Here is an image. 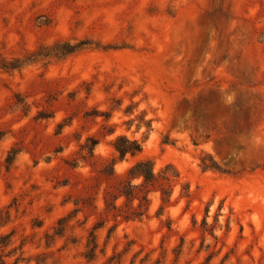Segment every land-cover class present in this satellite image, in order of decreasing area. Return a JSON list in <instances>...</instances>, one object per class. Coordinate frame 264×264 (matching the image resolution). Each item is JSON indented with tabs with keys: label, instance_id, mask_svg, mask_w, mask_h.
Listing matches in <instances>:
<instances>
[{
	"label": "rangeland",
	"instance_id": "1",
	"mask_svg": "<svg viewBox=\"0 0 264 264\" xmlns=\"http://www.w3.org/2000/svg\"><path fill=\"white\" fill-rule=\"evenodd\" d=\"M85 38L121 48L0 69V209L11 215L0 235L13 233L0 254L9 264H264V0H0V59ZM121 134L143 152L108 178L99 171ZM90 136L96 157L71 167ZM204 151L227 172L205 170ZM148 158L157 173L179 172L171 203L158 215L154 192L149 217L115 220L106 192Z\"/></svg>",
	"mask_w": 264,
	"mask_h": 264
},
{
	"label": "trees",
	"instance_id": "2",
	"mask_svg": "<svg viewBox=\"0 0 264 264\" xmlns=\"http://www.w3.org/2000/svg\"><path fill=\"white\" fill-rule=\"evenodd\" d=\"M116 44L106 45L100 40L95 39H76L72 40H58L52 44H41L37 49L28 51L24 56L13 57L12 59L1 58L0 69L6 71L21 70L36 63H43L48 65L53 60H64L86 49H119ZM126 112H129V107ZM97 116H104L106 120H109L110 114L105 112L98 113ZM40 118H47L50 116L41 113ZM133 120L129 121L131 125ZM60 125V127H63ZM108 133L113 134L115 130L112 128ZM5 136V133L0 130V140ZM100 144V140L94 136L87 138V142L82 146L84 152L79 158L72 160L69 165L73 168L81 167L82 163L90 162L96 157V149ZM115 151L118 153V157L111 160H106L105 166L99 171V173L106 175L108 178L116 176L115 167L117 163L124 160L127 155L136 156L143 152L142 143L139 140L131 139L127 135H118L112 143ZM18 150L13 149L7 159L8 164L11 166L15 159L14 155ZM201 165L205 170H215L222 173H226L227 170L215 159V157L207 152H203L200 158ZM95 165V164H91ZM179 178V172L172 166L167 165L160 173L155 171V162L148 158L142 159L136 162L127 172V179L120 183L118 193H112L107 191L104 197L106 213L114 212L115 220L123 218L125 221H143L149 217L152 198L151 194L159 192L161 195L162 204L158 210V215H163L166 207L171 203L172 195L174 192L175 181ZM121 198H125L126 201L123 205H119L118 201ZM76 205L80 204V200H77ZM76 211H81L77 209ZM73 217V214L63 217L59 221L60 228L57 229V234L62 235L68 222ZM11 222V215L9 211L0 209V228L8 226ZM106 221L98 222L95 224L90 232L87 251L85 253L86 258L93 260L96 258L98 250V234L97 230L105 226ZM114 225L110 230H113ZM11 234L0 235V249H4L11 245ZM17 259L14 264H17ZM0 264H9L4 254H0Z\"/></svg>",
	"mask_w": 264,
	"mask_h": 264
}]
</instances>
